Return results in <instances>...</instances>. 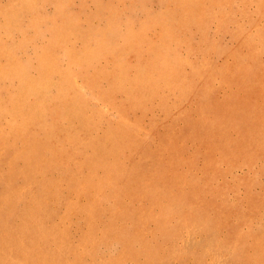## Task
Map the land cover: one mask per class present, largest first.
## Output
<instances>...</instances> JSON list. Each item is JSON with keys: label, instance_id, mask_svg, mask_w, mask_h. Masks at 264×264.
<instances>
[{"label": "rangeland", "instance_id": "374dc122", "mask_svg": "<svg viewBox=\"0 0 264 264\" xmlns=\"http://www.w3.org/2000/svg\"><path fill=\"white\" fill-rule=\"evenodd\" d=\"M0 264H264V0H0Z\"/></svg>", "mask_w": 264, "mask_h": 264}]
</instances>
